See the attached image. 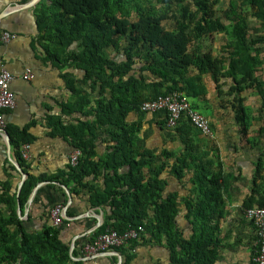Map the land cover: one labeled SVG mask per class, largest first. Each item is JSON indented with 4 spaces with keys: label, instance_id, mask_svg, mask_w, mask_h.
I'll use <instances>...</instances> for the list:
<instances>
[{
    "label": "trees",
    "instance_id": "16d2710c",
    "mask_svg": "<svg viewBox=\"0 0 264 264\" xmlns=\"http://www.w3.org/2000/svg\"><path fill=\"white\" fill-rule=\"evenodd\" d=\"M219 4L220 0L36 3V40L43 50L39 58L51 61L58 69H68L62 77L71 94L61 106L70 119L68 124L60 120L53 124V132L62 136L70 150H80L81 156L76 165L69 163L66 171L58 174L28 175L18 196L21 176L12 163L4 160L0 264H93L79 253L85 241L109 229L121 233L137 226L143 227L137 239L111 249L121 256V264H130L136 247L145 243L165 246L171 264H214L221 258L219 218L225 207L224 193L236 177L221 164L216 167V155L197 151L195 133H201L186 117L173 128L166 126L164 115L159 122L161 129L180 137L179 152L161 149L155 153L139 145L146 113L140 109L141 104L176 90L191 97L203 94V74L211 76L221 100L226 99L234 108L240 132L249 133L251 115L243 94L256 92L264 106V76L256 75L264 47V0ZM252 21L262 28L260 35L250 32ZM218 36L220 44L214 53ZM8 111L3 110L4 117ZM5 131L15 161L26 172L22 146L32 144L36 137L27 127L7 121ZM263 135L264 127H260L247 141L252 150L258 151L250 189L242 200L243 212L255 206L264 208ZM0 146H4L1 135ZM187 174L192 188L183 199V210L178 205V191L167 187L173 179L180 180ZM98 176L103 186L87 185V177ZM44 179L67 186L73 183V194L80 193L77 188L87 189L92 206L110 208L99 227L75 241L71 254V242L61 238V226L50 221L38 230L30 229L17 215V200L22 207L37 182ZM183 211L187 229L178 222ZM66 216H72L69 209ZM116 260L115 255L110 256V264H116Z\"/></svg>",
    "mask_w": 264,
    "mask_h": 264
},
{
    "label": "crops",
    "instance_id": "0c3cea01",
    "mask_svg": "<svg viewBox=\"0 0 264 264\" xmlns=\"http://www.w3.org/2000/svg\"><path fill=\"white\" fill-rule=\"evenodd\" d=\"M30 1L0 0V64L14 74L10 87L16 99L15 107L6 112L5 120L19 127H27L36 137L30 144V157L25 159L28 166L26 178L28 175L51 176L66 171L70 151V146L62 136L53 132L56 130L53 124L59 120L68 124L67 121L70 119V115H66L61 106L67 102L71 94L66 86V79L62 77L68 69L67 67L58 69L51 61L43 62L39 58L43 56V50L36 40L38 32L33 11L39 0L32 5ZM45 1L47 4L50 3V0ZM249 29L255 35L262 33V28L256 21L249 24ZM5 31L15 35L9 42H4L1 38ZM220 36L213 44L214 53L219 47ZM27 66L33 68L34 77L25 81L20 78V74ZM256 75L264 76V47L262 64ZM200 80L206 89L205 93L189 98L191 104L209 119L213 135L206 137L196 132L194 142L196 149L200 153L216 155V167L219 163L223 169L236 177L224 193L225 207L219 218L221 258L214 264H249L254 248V236L241 205L250 189V179L258 151V148L252 150L251 142L247 141L249 138L252 139L258 128L264 127L263 101L254 91H246L243 94L246 108L251 115V124L249 133L242 134L239 124L234 119V108L226 99L221 100L211 76L203 74ZM162 116L157 113H145L139 132V145L149 147L155 153H159L161 149L179 152L182 140L171 130L161 129L159 122ZM132 118L133 115L130 119ZM2 139L4 146H0V179L4 177L5 159L15 166L12 162L15 161L13 150L11 148L8 153L4 138ZM261 139H264V135ZM97 149L101 152L102 146ZM188 178L189 174L180 180L173 179L167 187L169 191H178L180 197L178 205L183 210H185L183 199L190 195L192 188ZM85 181L89 186H103L100 176L96 179L87 177ZM36 185L38 187L32 189L26 203L22 207L20 204L19 207L16 206L18 217L25 221L30 229L38 230L44 223L51 221L49 212L53 205L61 204L64 208L67 206L66 210L69 209L72 216L65 219L67 222L61 225L60 235L64 241H70L74 245L75 241H79L83 236L88 237L110 213L109 206L97 207L88 202L87 189L77 188L80 193L73 194L71 191L73 183L67 186L44 179ZM17 192L19 193L18 186ZM183 213L184 211L181 217H178V222L187 229L189 223L182 216ZM135 253L136 256L130 264H171L169 253L163 245L141 244L136 247ZM112 255L115 254L110 250L83 260L93 264H110ZM115 256L117 264L118 256Z\"/></svg>",
    "mask_w": 264,
    "mask_h": 264
},
{
    "label": "built area",
    "instance_id": "2783aa9c",
    "mask_svg": "<svg viewBox=\"0 0 264 264\" xmlns=\"http://www.w3.org/2000/svg\"><path fill=\"white\" fill-rule=\"evenodd\" d=\"M15 35L10 32L2 33V40L9 42ZM34 77V70L27 66L20 74L22 80L28 81ZM14 79V74L10 72L3 64H0V135L4 138L6 120L3 110L12 109L16 105V99L10 84ZM140 109L146 113L162 114L166 118V126L173 128L182 117H186L191 124L204 136L212 137L213 131L209 119L198 111L190 101L189 96L183 91H172L165 95L149 101H144ZM22 156L24 159L30 157V144L22 146ZM81 152L78 149L69 151L70 165H76ZM64 206L55 204L49 212L51 223L55 226H61L64 218ZM244 216L252 222L254 235V250L249 264H264V208L251 207L244 210ZM143 232L142 226L127 229L121 233L114 229L106 230L96 236L92 241H85L79 249L80 255L84 258L93 257L113 247H119L127 244L130 240L137 239Z\"/></svg>",
    "mask_w": 264,
    "mask_h": 264
},
{
    "label": "water",
    "instance_id": "95a60500",
    "mask_svg": "<svg viewBox=\"0 0 264 264\" xmlns=\"http://www.w3.org/2000/svg\"><path fill=\"white\" fill-rule=\"evenodd\" d=\"M35 1H36V0H31V1H30V5H32L33 3H35ZM4 141H5V144H6V147H7V151H8V153H9V152H10V149H11V144H10L9 137H8L6 131H4ZM11 160H12V159H11ZM12 162L15 164V167H16V169L18 170V172L20 173V176H21V179H20V181H19V183H18V191H19L20 188H21L22 183L24 182V180H25V178H26V173L22 170V168L18 165V163H16L14 160H12ZM37 187H38V185L35 186L34 190H35ZM34 190H33V192H32V195H33V193H34ZM32 195H31V196H32ZM17 196H18V192H17ZM17 205H18V207H19V201H18V200H17ZM66 207H67V206H66ZM66 207H65V210H64V218H65V219H68V217L66 216ZM73 247H74V246H73V243H72L71 246H70V249H69L70 254L72 253ZM111 253H113V254H115V255L118 256V262H117V264H121V256H120L117 252L112 251V250H111ZM83 259H85V258H83Z\"/></svg>",
    "mask_w": 264,
    "mask_h": 264
},
{
    "label": "rangeland",
    "instance_id": "374dc122",
    "mask_svg": "<svg viewBox=\"0 0 264 264\" xmlns=\"http://www.w3.org/2000/svg\"><path fill=\"white\" fill-rule=\"evenodd\" d=\"M227 2H228V0H220V6H224V5H226L227 4Z\"/></svg>",
    "mask_w": 264,
    "mask_h": 264
}]
</instances>
